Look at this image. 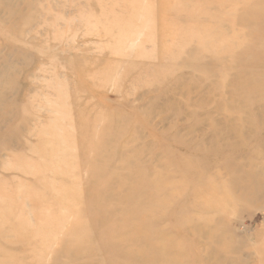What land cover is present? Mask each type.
<instances>
[{"label":"rangeland","instance_id":"1","mask_svg":"<svg viewBox=\"0 0 264 264\" xmlns=\"http://www.w3.org/2000/svg\"><path fill=\"white\" fill-rule=\"evenodd\" d=\"M263 89L264 0H0V264H264Z\"/></svg>","mask_w":264,"mask_h":264},{"label":"bare ground","instance_id":"2","mask_svg":"<svg viewBox=\"0 0 264 264\" xmlns=\"http://www.w3.org/2000/svg\"><path fill=\"white\" fill-rule=\"evenodd\" d=\"M263 90H264V89H263ZM263 90H262V91H263ZM0 92H1V91H0ZM263 98H264V96H263ZM259 99H260V98H259ZM259 99H258V100H259ZM261 99H262V98H261ZM257 105H258V104H257ZM105 142H106V141H105ZM109 142H110V141H109ZM101 151H102V149H101ZM108 158H109V157H108ZM97 159H98V158H97ZM108 160H109V159H108ZM130 170H131V169H130ZM132 173H133V172H132ZM181 259H182V258H181Z\"/></svg>","mask_w":264,"mask_h":264}]
</instances>
